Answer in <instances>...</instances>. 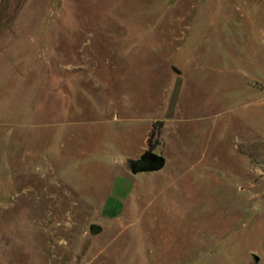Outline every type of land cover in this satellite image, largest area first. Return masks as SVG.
<instances>
[{
	"label": "rangeland",
	"instance_id": "1",
	"mask_svg": "<svg viewBox=\"0 0 264 264\" xmlns=\"http://www.w3.org/2000/svg\"><path fill=\"white\" fill-rule=\"evenodd\" d=\"M262 80L264 0H0V264H264Z\"/></svg>",
	"mask_w": 264,
	"mask_h": 264
},
{
	"label": "water",
	"instance_id": "2",
	"mask_svg": "<svg viewBox=\"0 0 264 264\" xmlns=\"http://www.w3.org/2000/svg\"><path fill=\"white\" fill-rule=\"evenodd\" d=\"M144 157L149 158L148 163L147 162H145V163L139 162L140 161L139 159L144 158ZM128 162L130 164L131 170L133 172H136L138 170L158 169V168L163 166V164L165 162V158L160 153L155 152V151L150 150V149H147L141 153L139 158H129ZM252 254H253L254 259L257 261L259 259V256L255 252H252Z\"/></svg>",
	"mask_w": 264,
	"mask_h": 264
},
{
	"label": "flooded vegetation",
	"instance_id": "3",
	"mask_svg": "<svg viewBox=\"0 0 264 264\" xmlns=\"http://www.w3.org/2000/svg\"><path fill=\"white\" fill-rule=\"evenodd\" d=\"M138 158H139V157H138ZM139 160H140V161H139L140 163H141V162H142V163H145V162L148 163V162H149V158H148V157L140 158Z\"/></svg>",
	"mask_w": 264,
	"mask_h": 264
},
{
	"label": "crops",
	"instance_id": "4",
	"mask_svg": "<svg viewBox=\"0 0 264 264\" xmlns=\"http://www.w3.org/2000/svg\"><path fill=\"white\" fill-rule=\"evenodd\" d=\"M260 83H261V85H263V86H264V80H262Z\"/></svg>",
	"mask_w": 264,
	"mask_h": 264
}]
</instances>
